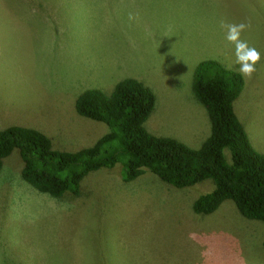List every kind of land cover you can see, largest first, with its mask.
<instances>
[{
  "label": "rangeland",
  "instance_id": "obj_1",
  "mask_svg": "<svg viewBox=\"0 0 264 264\" xmlns=\"http://www.w3.org/2000/svg\"><path fill=\"white\" fill-rule=\"evenodd\" d=\"M222 21L250 23L241 38L261 54L233 106L264 154V0H0V129L34 128L60 151L89 147L108 127L80 116L76 98L131 77L155 95L145 129L199 148L210 122L194 71L207 59L235 67ZM22 166L14 149L0 170V264H264V222L231 200L193 212L210 179L174 187L146 170L125 182L116 164L87 174L75 202L35 190Z\"/></svg>",
  "mask_w": 264,
  "mask_h": 264
},
{
  "label": "trees",
  "instance_id": "obj_2",
  "mask_svg": "<svg viewBox=\"0 0 264 264\" xmlns=\"http://www.w3.org/2000/svg\"><path fill=\"white\" fill-rule=\"evenodd\" d=\"M244 82L237 71L218 61L208 59L197 65L193 93L210 122V134L199 148L149 133L144 122L154 108L155 95L141 81L128 77L110 94L91 88L76 98L74 106L80 116L108 127L93 145L60 151L52 148L44 133L11 125L0 129V170L3 159L16 149L23 181L50 197L70 195L74 201L87 174L116 164L122 165L125 182L146 170L174 187L210 179L214 188L193 201L194 213L210 214L224 200H231L245 219L264 222V154L251 145L233 106Z\"/></svg>",
  "mask_w": 264,
  "mask_h": 264
},
{
  "label": "clouds",
  "instance_id": "obj_3",
  "mask_svg": "<svg viewBox=\"0 0 264 264\" xmlns=\"http://www.w3.org/2000/svg\"><path fill=\"white\" fill-rule=\"evenodd\" d=\"M222 29H226V40L234 47V65H236V71L242 78L251 79L256 72V66L261 61V54L255 48L248 44V42L242 39V33L248 30L250 23H224L220 24ZM231 69L232 65H228Z\"/></svg>",
  "mask_w": 264,
  "mask_h": 264
},
{
  "label": "crops",
  "instance_id": "obj_4",
  "mask_svg": "<svg viewBox=\"0 0 264 264\" xmlns=\"http://www.w3.org/2000/svg\"><path fill=\"white\" fill-rule=\"evenodd\" d=\"M208 60V59H207ZM212 60H215V59H212ZM204 61V60H203ZM215 61H218V60H215ZM219 63H221L224 67H226V65L225 64H223L221 61H218ZM236 65H235V67H231V69L229 68V67H226L227 69H230V70H233V69H236ZM233 71H236V70H233ZM244 84H245V82H244ZM149 117V116H148ZM147 120V119H146ZM145 120V121H146ZM154 135V134H153ZM157 136V135H156ZM165 137H168V136H165ZM121 174H122V172H121ZM121 174H120V178H121ZM21 176V175H20ZM22 179V178H21Z\"/></svg>",
  "mask_w": 264,
  "mask_h": 264
}]
</instances>
